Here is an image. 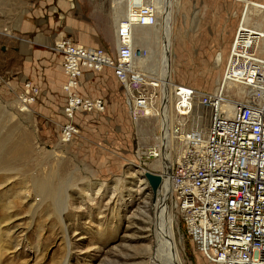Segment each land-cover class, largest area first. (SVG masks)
I'll use <instances>...</instances> for the list:
<instances>
[{
    "label": "rangeland",
    "instance_id": "374dc122",
    "mask_svg": "<svg viewBox=\"0 0 264 264\" xmlns=\"http://www.w3.org/2000/svg\"><path fill=\"white\" fill-rule=\"evenodd\" d=\"M260 5L264 0H174L172 86L213 93L239 22L248 30L256 23L264 30ZM113 10L112 0H0V264H151L159 185L153 189L145 173L159 176L150 152L162 123L142 113L133 119L125 89L109 67L112 72L83 71L75 89L84 98H101L104 108L67 119V80L53 48L57 35L76 28L84 33L74 32L77 41L70 35L75 44L102 47L114 59ZM97 34L102 45L92 39ZM261 36L264 31L258 40ZM149 42L135 44L147 51L142 58L147 66L154 47ZM258 48L264 51L263 42ZM151 51L152 58H160ZM135 70L152 81L139 63ZM158 84L145 89L161 111L165 103ZM167 93L172 132L183 137L188 126L176 127L172 87ZM225 100L240 99L229 94ZM70 120L78 131L64 141L61 127ZM171 147L173 160L180 141ZM165 203L180 263L210 264L185 234L170 195ZM164 240L162 256L169 249L168 237Z\"/></svg>",
    "mask_w": 264,
    "mask_h": 264
},
{
    "label": "built area",
    "instance_id": "2783aa9c",
    "mask_svg": "<svg viewBox=\"0 0 264 264\" xmlns=\"http://www.w3.org/2000/svg\"><path fill=\"white\" fill-rule=\"evenodd\" d=\"M155 23L153 6L134 7L115 26L114 59L106 57L101 47L90 50L64 35L56 39L53 48L67 77L64 113L68 119L78 110L104 108L101 98H84L75 92L84 70L102 66L111 67L127 86L134 119L152 105L153 93L145 89L148 82L130 63L135 51L133 28ZM242 33L239 25L234 43L248 55L246 72L251 70L252 77L245 72L241 80L252 91L234 102L232 114L223 109L221 94L200 93L186 84L172 86L173 112L188 126L185 136L192 143L169 170L170 196L192 246L211 264H264V54L251 51L248 34ZM200 118L203 131L193 124ZM71 120L61 127L64 141L78 131ZM202 133L206 142L197 155L194 145Z\"/></svg>",
    "mask_w": 264,
    "mask_h": 264
},
{
    "label": "bare ground",
    "instance_id": "6f19581e",
    "mask_svg": "<svg viewBox=\"0 0 264 264\" xmlns=\"http://www.w3.org/2000/svg\"><path fill=\"white\" fill-rule=\"evenodd\" d=\"M112 2H113V8H114L113 19H115L114 27L122 18L129 16L131 14L132 9L138 5H151L156 10V23L154 25L135 26L132 30V36H133V46L132 47L134 48L135 51H134V56L131 59L130 64L134 71H136L135 68H136V65H138V63L139 65H142L144 67V69L150 75L151 80H152V81H147L148 83H145V84H149L153 86V88H155L154 86L159 85L158 80L161 81L162 83V87H161L162 93L161 94L163 95V99H164L163 102L165 103V107L164 106L160 107V109L162 108L161 111L154 109L152 105L146 106L141 111V113L144 116H148V115L158 116L157 118L159 120L158 119L157 120L160 122V124L162 123V129H161L162 133L156 138V144L154 145L153 150H151L150 152V154L153 157H157V159H155L156 164L155 163L154 164H155V167H157L156 169H160L159 176L155 175L154 174L155 172L153 174H150L149 172L145 173V176L149 180L151 186L154 187V188L152 187L153 189H155L159 185L158 186L159 189L158 190L155 189V192L157 194H156V199L154 202V205H155L154 215L156 217V229L157 230H155L156 236H154V245H155L154 253L152 254L150 263L151 264H181L174 250L175 243L173 241L171 229H170L172 220L168 212V206L165 203L167 196L170 195V191H169L170 188L168 184H169V170L172 166L171 162L180 157L179 154L181 153V149L184 146H187L192 143L191 140L186 139L185 134H187V131L185 130L183 131L182 129V132H185L183 137L182 136L179 137L177 136V133L172 132V125L175 119L174 120L173 118L171 119V116L168 114L170 97L167 96L168 95L167 92L172 87V84L170 81L171 61L169 59V55L171 54V33H172V27H173L174 0H112ZM260 7L262 9L260 10L259 21L260 23H264V6L260 5ZM262 12L263 14L261 15ZM239 25L241 26L243 33L245 34L246 32L248 34L245 37H247V40L250 42L251 51L255 52V50H257V52L259 51L258 54L261 55L264 51H260L258 48V45L262 44L263 42V48H264V39L261 36V38L258 40V36L264 31L262 25H259L258 23H256L254 24V26L252 25L253 28L249 30L246 29L242 25L241 21L239 22ZM250 34H253V36H251ZM234 39L235 38H233L231 42L229 55H227L226 57V61L223 66L222 73L220 75L218 73V76L215 79V83L217 82L216 83L217 87L215 91H212L215 94H221L223 96L224 102L222 103V106L227 114L233 113L234 102L236 101L235 100H225V96H228L229 94L236 95L237 98L240 99L238 100L240 102L242 98L244 99L245 94H249L252 91V87L248 84V82L246 83L243 80H241V78L243 77V75H245V72H246V64H247L248 55L246 54V52H244V50H241L239 46L237 47V44L234 43ZM149 41L153 42L154 47H150L149 49L151 52L149 56V58L151 59V65L147 66L144 61L145 59L144 60L142 59L147 55V51L142 47H139V46L137 47L135 44L136 43L145 44V43H148ZM114 44H115V33H114ZM115 47H116V44H115ZM137 48H139L140 50H144L145 51L144 54L139 55L136 51ZM152 48H155L156 52L158 51L160 58H155V59L152 58L154 56V53H153L154 50L151 51ZM105 55L106 57L109 58L106 52H105ZM102 67H108V66H102ZM101 68H99V70ZM249 71H247L246 73H247L248 78H251L252 72L251 70ZM136 72L143 76V74H141L140 72L138 71ZM143 78L145 79L144 76ZM117 80L122 84V86L125 89L126 96H128L126 100L129 106L130 114H131L132 107H131V100L129 98V93H128L129 90H127L128 89L127 86L124 83H122L118 78ZM94 111H99V110H94ZM76 112L73 116V120H75ZM65 117L68 119V116L66 115V113H65ZM193 124L198 131L204 130L205 126L203 122L201 121V118L199 120L193 121ZM177 126L179 128H183V120L180 117L178 120L176 119V127ZM175 140H177L178 142L180 141L181 149H180L179 154L175 153L176 156H173V160H172V152H170L172 148L171 143L174 142ZM205 142H206V139L204 138V134L202 133L200 137V141L194 145L197 155L201 153L202 151L201 149ZM142 179L143 178L139 179L140 181L139 185L140 183L143 184ZM144 231L146 232L147 230L144 229ZM167 237L169 239L168 241L169 249L167 251L168 253L165 252L167 248L165 247V244H164V241H165L164 238H167ZM162 249H165L164 256H162L163 255Z\"/></svg>",
    "mask_w": 264,
    "mask_h": 264
},
{
    "label": "crops",
    "instance_id": "0c3cea01",
    "mask_svg": "<svg viewBox=\"0 0 264 264\" xmlns=\"http://www.w3.org/2000/svg\"><path fill=\"white\" fill-rule=\"evenodd\" d=\"M113 26H114V23H113ZM71 31H69L68 30V33L67 34H59V35H57V37H59V36H61V35H64V36H66V37H68L71 41H73L72 40V38H70V35L73 37V39L74 40H76L77 41V39H79V36H76L75 34H74V32H77V34L78 33H84V32H82L81 30H78V29H76V28H74V29H70ZM101 31V30H100ZM107 28L105 29V33H107ZM67 32V31H66ZM102 33V32H101ZM87 34H89V36H92L91 35V33H87ZM103 35V34H102ZM107 37V36H106ZM12 38V37H11ZM57 39V38H56ZM92 39L97 43V44H100V45H102L101 44V42H100V37L98 36V34L97 35H93V37H92ZM76 43H78V42H76ZM83 46H85L84 44H82ZM50 46H51V43H50ZM86 48H90V47H88L87 45L85 46ZM102 48V47H101ZM92 49V48H91ZM90 49V50H91ZM50 50V49H49ZM50 53L51 52H49V56H50V59H51V61L50 62H53L52 64H54V55H52V53H51V55H50ZM17 55V54H16ZM61 58V57H60ZM52 68V67H51ZM110 68V67H109ZM63 70V69H62ZM86 70H88V69H86ZM105 70H106V72H107V70H109L110 72H112V70H110V69H108L107 67L105 68ZM85 71V70H84ZM63 73H64V71H63ZM64 76H65V78H67L66 77V74L64 73ZM82 113H83V111H81ZM97 112V111H96ZM200 255V254H199ZM203 259H205V258H203ZM205 261H207L206 259H205ZM208 262V261H207ZM209 263V262H208ZM211 264V263H210Z\"/></svg>",
    "mask_w": 264,
    "mask_h": 264
},
{
    "label": "water",
    "instance_id": "95a60500",
    "mask_svg": "<svg viewBox=\"0 0 264 264\" xmlns=\"http://www.w3.org/2000/svg\"><path fill=\"white\" fill-rule=\"evenodd\" d=\"M171 252H172V250H171ZM176 263V262H175Z\"/></svg>",
    "mask_w": 264,
    "mask_h": 264
}]
</instances>
